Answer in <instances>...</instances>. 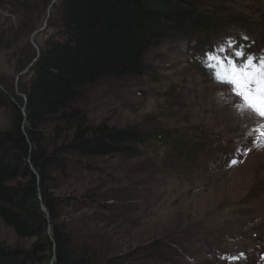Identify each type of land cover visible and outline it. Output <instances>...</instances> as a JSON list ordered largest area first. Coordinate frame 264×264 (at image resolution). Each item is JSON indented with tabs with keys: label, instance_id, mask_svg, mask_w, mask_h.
Instances as JSON below:
<instances>
[{
	"label": "rangeland",
	"instance_id": "rangeland-1",
	"mask_svg": "<svg viewBox=\"0 0 264 264\" xmlns=\"http://www.w3.org/2000/svg\"><path fill=\"white\" fill-rule=\"evenodd\" d=\"M193 10L208 25L203 32L163 39L144 55L141 76L87 85L76 103L93 125L148 139L131 144L133 158L93 160L94 172L71 166L50 190L78 199L60 208L59 223L75 246L90 245L99 263L104 255H128L124 264H264V138L256 131L264 120L240 110V98L217 80L208 59L264 57V0H201ZM11 21L0 10V24ZM53 31L46 26L33 43L42 46ZM32 34L19 46L23 59L36 52ZM13 57L0 52V81L21 96L18 84L30 74L18 77L24 70ZM10 123L0 107V131ZM0 241L18 249L34 242L18 239L1 220Z\"/></svg>",
	"mask_w": 264,
	"mask_h": 264
},
{
	"label": "trees",
	"instance_id": "trees-1",
	"mask_svg": "<svg viewBox=\"0 0 264 264\" xmlns=\"http://www.w3.org/2000/svg\"><path fill=\"white\" fill-rule=\"evenodd\" d=\"M51 1L0 0V10L12 18L0 24V52L14 54L20 72L36 60L29 81L18 84L21 96L0 81V107L11 117L0 131V220L18 239L34 240L29 249L0 241V264H124L130 256L104 255L99 263L90 245L75 246L59 210L78 199L55 198L50 190L70 176L71 166L94 172L93 160L133 158L131 144L148 139L95 126L76 103L87 85L141 76L144 55L163 39L201 33L208 25L193 10L201 0H58L47 21L54 31L37 47L38 56L23 59L19 46L39 27Z\"/></svg>",
	"mask_w": 264,
	"mask_h": 264
},
{
	"label": "snow or ice",
	"instance_id": "snow-or-ice-1",
	"mask_svg": "<svg viewBox=\"0 0 264 264\" xmlns=\"http://www.w3.org/2000/svg\"><path fill=\"white\" fill-rule=\"evenodd\" d=\"M234 55L235 59L211 55L208 59L214 61L211 67L217 80L229 84L233 94L240 98V110L252 112L264 120V57L244 58L243 52ZM256 131L264 138V126Z\"/></svg>",
	"mask_w": 264,
	"mask_h": 264
},
{
	"label": "water",
	"instance_id": "water-1",
	"mask_svg": "<svg viewBox=\"0 0 264 264\" xmlns=\"http://www.w3.org/2000/svg\"><path fill=\"white\" fill-rule=\"evenodd\" d=\"M56 1H57V0H52V1H51L50 5H49V7L47 8V11H46V17H45V20H44L43 26H42L40 29L34 31V33H33L32 36H31V44L34 46V48H35V50H36V52H37V56L39 55V51H38L37 46L33 43V36H34V34H37L38 32L43 31V30L46 28V26H47V20H48V18H49V16H50V9H51V7L53 6V4L56 3ZM35 61H36V60H33V62H32V63H31V64H30V65H29V66H28L23 72L19 73L18 77H20V76L26 74L27 71H28V69L32 66V64H33ZM23 111H24V108L22 109V112H23ZM23 115L25 116V113H24V112H23ZM38 196H39V198H40V194H39ZM42 210H43V212L46 214L47 219H49V214L46 212V210H45L44 207H42ZM54 258H55V256H54ZM53 262H54V260L52 261V263H53Z\"/></svg>",
	"mask_w": 264,
	"mask_h": 264
}]
</instances>
